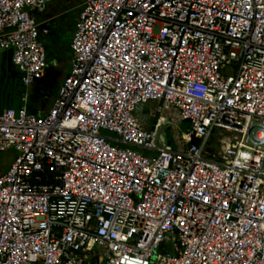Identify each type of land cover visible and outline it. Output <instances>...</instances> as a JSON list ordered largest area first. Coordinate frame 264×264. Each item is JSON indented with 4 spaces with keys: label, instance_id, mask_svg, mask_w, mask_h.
Instances as JSON below:
<instances>
[{
    "label": "built area",
    "instance_id": "obj_1",
    "mask_svg": "<svg viewBox=\"0 0 264 264\" xmlns=\"http://www.w3.org/2000/svg\"><path fill=\"white\" fill-rule=\"evenodd\" d=\"M45 6L0 0L26 87ZM70 51L45 115L0 112V264H264V0H84Z\"/></svg>",
    "mask_w": 264,
    "mask_h": 264
},
{
    "label": "crops",
    "instance_id": "obj_2",
    "mask_svg": "<svg viewBox=\"0 0 264 264\" xmlns=\"http://www.w3.org/2000/svg\"><path fill=\"white\" fill-rule=\"evenodd\" d=\"M83 2L80 4V9L83 6ZM47 4L48 3H46L44 11L40 13L33 12V15L37 19L38 23L47 30V34H45L46 36L51 34V31L48 27L49 23L55 22L57 18L61 17L62 15L58 13V9L56 8L55 3H52L49 7H47ZM77 17L78 14L75 15V18L72 22V30L69 34L70 40ZM42 38L43 37L41 35V40ZM54 38H52V42L54 45V54H52L51 56H48L46 54L47 67L45 71H50L49 73H51V75L46 76L45 80L36 81L32 85L27 87L22 85L20 81V74L11 63V52L4 51L3 54H0V112L4 111L7 108H20L23 104L22 98L24 94H27L26 107L29 113L35 114L37 116H43L47 113V110L52 105V100L54 99L56 94V84L59 83L57 82L55 84L52 77L55 75V71H60V66L63 61L68 60V62H70L71 59L69 45L62 44L56 36H54ZM10 71H14L12 72L13 75L10 73ZM17 74L19 76H17ZM51 80L53 81L52 83H50Z\"/></svg>",
    "mask_w": 264,
    "mask_h": 264
},
{
    "label": "rangeland",
    "instance_id": "obj_3",
    "mask_svg": "<svg viewBox=\"0 0 264 264\" xmlns=\"http://www.w3.org/2000/svg\"><path fill=\"white\" fill-rule=\"evenodd\" d=\"M52 1L53 0H46V3H48L47 7H49L52 3H55L56 8L58 9V13L62 15L61 17H58L55 22L49 23L48 27L51 31V34L48 36L42 35L43 45L46 48V54L48 56L54 54V45L52 42L53 41L52 38H54V36H56L57 39L60 40L62 44L64 45L68 44L70 47L71 40L69 39V34L71 33L72 30V22L73 19L75 18V15L79 14L81 10L80 4L83 2V0H55L53 2ZM69 63L70 62H68V60L63 61V63L60 66V71H55L54 73L55 75L52 77L54 79L55 84L59 82L58 84H56L57 86L56 90L60 85L61 80L69 72L68 69L70 66ZM0 82H1V75H0ZM52 82L53 81L51 80L50 83ZM14 109L17 110V108ZM155 110L156 107L154 106V103H148L145 105L140 104L136 107L135 117L140 123L143 124L145 128L152 129L153 125L155 124V119L157 114ZM167 114L169 113H166L163 116H167ZM169 116L171 115L169 114ZM175 123L178 124L176 126L177 127L179 126V130H170L169 134L166 132L167 138L168 137L172 138L175 133L181 134L182 132H185L187 129H189V124L187 122H179L178 119H176ZM164 125L168 127V122L166 118L164 120ZM104 134L106 136H111V134L106 132H104ZM227 136L229 135L223 133L221 130H215L212 137L210 138L208 145L214 150V156L216 158H218L221 153L219 140ZM145 154H150V153L145 152ZM15 155L16 153L12 149L6 150L4 152H0V175L4 174L8 170L9 165L11 164V161Z\"/></svg>",
    "mask_w": 264,
    "mask_h": 264
},
{
    "label": "water",
    "instance_id": "obj_4",
    "mask_svg": "<svg viewBox=\"0 0 264 264\" xmlns=\"http://www.w3.org/2000/svg\"><path fill=\"white\" fill-rule=\"evenodd\" d=\"M4 53V51H0V54H3ZM50 71H46V74H45V76L41 79V80H45V77L46 76H48V75H51V73H49ZM17 76H19L18 74H17ZM15 77H16V75H15ZM18 79V78H17ZM36 81H40V80H36ZM35 81V82H36ZM161 136V135H160ZM209 152H212V150H208Z\"/></svg>",
    "mask_w": 264,
    "mask_h": 264
},
{
    "label": "flooded vegetation",
    "instance_id": "obj_5",
    "mask_svg": "<svg viewBox=\"0 0 264 264\" xmlns=\"http://www.w3.org/2000/svg\"><path fill=\"white\" fill-rule=\"evenodd\" d=\"M12 72H14V71H10V73L13 75V73Z\"/></svg>",
    "mask_w": 264,
    "mask_h": 264
},
{
    "label": "trees",
    "instance_id": "obj_6",
    "mask_svg": "<svg viewBox=\"0 0 264 264\" xmlns=\"http://www.w3.org/2000/svg\"><path fill=\"white\" fill-rule=\"evenodd\" d=\"M193 142H197V140H194Z\"/></svg>",
    "mask_w": 264,
    "mask_h": 264
}]
</instances>
